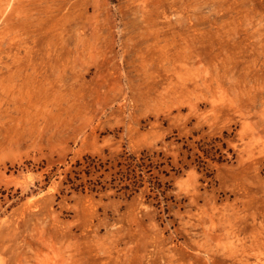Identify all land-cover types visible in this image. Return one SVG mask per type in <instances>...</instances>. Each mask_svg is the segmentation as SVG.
I'll list each match as a JSON object with an SVG mask.
<instances>
[{"label": "rangeland", "instance_id": "rangeland-1", "mask_svg": "<svg viewBox=\"0 0 264 264\" xmlns=\"http://www.w3.org/2000/svg\"><path fill=\"white\" fill-rule=\"evenodd\" d=\"M0 264H264V0H0Z\"/></svg>", "mask_w": 264, "mask_h": 264}, {"label": "trees", "instance_id": "trees-1", "mask_svg": "<svg viewBox=\"0 0 264 264\" xmlns=\"http://www.w3.org/2000/svg\"><path fill=\"white\" fill-rule=\"evenodd\" d=\"M217 142L221 143L222 141L218 139H214L211 142L200 141L197 146V151L187 147L183 148V152L181 153L182 159L180 160L181 166L185 169L196 166L197 170L200 171L204 170L207 161L220 164L228 162L227 159H224L225 155L220 151L221 148H218ZM96 159L85 157L86 165L78 162L76 168H79V171L85 172L87 176L98 173L103 167L96 162ZM120 159L114 169L116 171L115 178L118 177V180L121 182H127V185L122 190L126 192L133 190L138 192L144 186L146 178L148 177L147 181L150 183L152 189L157 190L161 194L166 192V189L159 183H156L154 181L155 179L152 178L154 171L164 173L165 171L163 169L170 165L171 159L165 158L162 152L145 150L139 156L137 154H131L129 156L122 155ZM74 172L75 175L80 174L79 172ZM68 182L72 183L71 175H69ZM91 190L94 191L95 189Z\"/></svg>", "mask_w": 264, "mask_h": 264}, {"label": "bare ground", "instance_id": "bare-ground-1", "mask_svg": "<svg viewBox=\"0 0 264 264\" xmlns=\"http://www.w3.org/2000/svg\"><path fill=\"white\" fill-rule=\"evenodd\" d=\"M35 5V4H34Z\"/></svg>", "mask_w": 264, "mask_h": 264}]
</instances>
